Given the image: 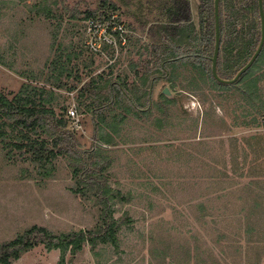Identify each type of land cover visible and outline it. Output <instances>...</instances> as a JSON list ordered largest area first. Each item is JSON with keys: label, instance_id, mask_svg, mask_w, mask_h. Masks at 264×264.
Returning a JSON list of instances; mask_svg holds the SVG:
<instances>
[{"label": "rangeland", "instance_id": "rangeland-1", "mask_svg": "<svg viewBox=\"0 0 264 264\" xmlns=\"http://www.w3.org/2000/svg\"><path fill=\"white\" fill-rule=\"evenodd\" d=\"M164 1L46 0L55 15L48 19L37 16L32 8L40 0H0V92L10 99L23 84L41 86L37 78L53 58L58 42L65 48H83L77 69L81 83L69 79L68 87L76 85L71 91L45 87L56 94L52 106L57 115L63 106L76 110L79 124L68 122L65 139L78 144L80 152L86 151L83 156L89 163L95 160L89 153L100 145L111 187L132 196L127 204L116 206V217L126 213L130 219L117 234V251L106 245L99 248L97 257L84 244L75 256L67 253L63 264H208L216 258L219 264H252L257 257L264 264L263 209L255 206V200L264 202V119L243 123L252 115L259 117L247 113L254 109L241 93L244 75L219 88L178 61L174 71L169 64L163 65L145 87L140 85L139 76L153 68L155 57L136 51L152 43L150 26L166 20L157 10ZM189 1L192 22L198 27V0ZM109 2L116 4L115 11L108 8ZM86 12H113L110 17L116 15L114 20L124 28L122 45L92 53L86 43ZM91 54L94 61L88 65ZM148 61V67H143ZM134 62L143 63L137 68L138 77L130 69ZM253 72L264 74V58ZM100 75L103 80L126 77L129 88L148 92L143 107L134 106L126 115L112 145L97 139L98 122L85 108L90 99L78 98L89 79ZM260 86L264 92V81ZM164 89L173 103L163 107L162 115L156 105ZM129 94L134 96L133 91ZM6 152L0 144V243L32 225L55 234L95 225L96 208L90 199L74 192V162L67 155H59L55 172L43 179L17 150ZM247 224L254 225L251 234L245 232ZM237 247L241 255L235 254ZM253 250H257L256 258ZM59 259L58 250L38 245L11 264H59Z\"/></svg>", "mask_w": 264, "mask_h": 264}, {"label": "trees", "instance_id": "trees-1", "mask_svg": "<svg viewBox=\"0 0 264 264\" xmlns=\"http://www.w3.org/2000/svg\"><path fill=\"white\" fill-rule=\"evenodd\" d=\"M197 2L198 27L192 22L189 0H166L157 8L162 11L166 20L150 26L149 36L153 40L152 43L137 45L136 51L139 55L141 49L155 57L153 68L151 70L146 68V71L139 76L137 68L143 63H130V69L135 77L139 76L141 86L145 87L150 75L163 65L169 64L174 71L177 67L176 62L179 61L180 66L188 64L194 68L199 78L208 77L210 82L219 88L228 87L216 81L211 73L210 58L214 49V0H198ZM105 3L103 1V7ZM262 3L264 10V0ZM52 5H55V2ZM108 6L111 11L117 8L112 2H109ZM32 8L37 16L48 19L55 16L46 0L34 3ZM111 13L114 14L102 12L97 15L86 12L84 19L103 22L110 18ZM115 19L118 17L116 16ZM218 20L220 49L216 66L217 74L221 78L230 79L250 59L259 43L258 1L219 0ZM114 35L118 38V32ZM56 38L54 33L53 43H56ZM69 47L65 48L59 42L56 44L53 58L44 65L45 70L41 71L37 78L42 81L41 86L23 84L10 99L0 92V144L1 149L7 151L6 154L17 150L22 160L30 161L43 179L52 176L55 172V159L59 155H67L74 162L72 167V178L76 185L74 192L84 199H90L92 206L96 208V222L91 229L59 234H55L46 227L32 225L13 239L0 243V264H11L24 252L38 245H43L47 251L58 250L59 264L64 263L67 253L71 257L75 256L82 250L84 244H88L97 257L101 256L99 248L106 245H110L117 251L119 247L117 234L130 222L126 213L115 216L118 212L116 206L127 204L132 196L130 192L123 193L120 189L111 187L109 176L104 173L108 163L101 162V158L104 160L105 157L100 153L102 151L99 149L100 145L96 150L93 149L94 152L89 153L95 158L92 163H89L83 156L86 151L80 152L76 149L78 144L69 143L65 139L66 127L70 122V119L66 117V107H61V112L57 115L52 106L56 99L53 88L57 90L66 88L71 91L76 85L68 87L69 79H72L75 84L82 81V77L77 74V69L84 50L74 45ZM104 49L107 50L106 47ZM261 51H264V44ZM88 58L90 59L88 65H92L93 55L91 54ZM262 58L264 56L262 57L260 52L250 69L241 75H244V78L240 76L241 78L238 79V81L245 79L241 86V93L254 109L247 113L259 115V117L252 115L248 122H243L244 125L256 124L258 119H264V92L260 86L264 81V74L256 75L253 72ZM84 62L85 60L82 64ZM148 64L149 61L144 63L143 67H148ZM45 85L52 89L46 88ZM130 91L134 92V96H130ZM140 91L139 87L129 88L126 77L103 80L100 75L90 78L89 82L83 86L78 98L90 99L85 108L98 122L96 125L99 142L105 145L114 144V135L118 136L120 124L125 121L126 115L132 113L134 106L143 107L142 99L148 96V92ZM126 98L129 104H125ZM159 99L160 103L156 105V108L165 115L163 107L172 104L173 101L164 93L159 95ZM115 109H119L120 112ZM143 109L142 114L146 113V109ZM7 158L10 160L12 155ZM263 203L255 200L256 209L262 208L264 217ZM253 231L254 225L247 224L245 232L251 234ZM262 232L264 234V230ZM185 255L189 257L188 253Z\"/></svg>", "mask_w": 264, "mask_h": 264}, {"label": "built area", "instance_id": "built-area-1", "mask_svg": "<svg viewBox=\"0 0 264 264\" xmlns=\"http://www.w3.org/2000/svg\"><path fill=\"white\" fill-rule=\"evenodd\" d=\"M115 18L116 15H112V17L103 22L92 19L86 20L85 29L88 34L86 43L92 53L99 54L105 50V47L116 49L118 45H122L124 42V37L121 35L124 33V28L116 23ZM116 32H118V38L114 35ZM67 117L72 125L78 126L79 119L73 107L67 110Z\"/></svg>", "mask_w": 264, "mask_h": 264}, {"label": "water", "instance_id": "water-1", "mask_svg": "<svg viewBox=\"0 0 264 264\" xmlns=\"http://www.w3.org/2000/svg\"><path fill=\"white\" fill-rule=\"evenodd\" d=\"M258 1V12H259V19H260V39L259 43L250 57V59L236 72V74L230 78V79H223L218 76L217 74V58L219 54V49H220V28H219V20H218V10H219V0H214L213 2V8H214V49H213V54L212 57L210 58L211 62V73L213 78L218 81L219 83L223 84H232L234 83L243 73H245L251 65L254 63L256 58L259 56L263 44H264V10H263V3L262 0H257ZM168 90L164 89V94H168Z\"/></svg>", "mask_w": 264, "mask_h": 264}, {"label": "crops", "instance_id": "crops-1", "mask_svg": "<svg viewBox=\"0 0 264 264\" xmlns=\"http://www.w3.org/2000/svg\"><path fill=\"white\" fill-rule=\"evenodd\" d=\"M262 211V210H261ZM262 235H264V234H262ZM222 236H220L219 238H221ZM242 254V252H239V248L237 247V248H235V254ZM251 255H253V256H255V258H256V256H258V254H257V250H256V252H255V250H253V253L251 254ZM250 256V255H249ZM166 259V258H165ZM256 260V259H255ZM204 263H205V261H204ZM160 264H164V263H160ZM206 264V263H205ZM208 264H219V262H218V260H217V258L216 259H213L212 261H209V263ZM252 264H259V257H257V261H256V263H252Z\"/></svg>", "mask_w": 264, "mask_h": 264}, {"label": "flooded vegetation", "instance_id": "flooded-vegetation-1", "mask_svg": "<svg viewBox=\"0 0 264 264\" xmlns=\"http://www.w3.org/2000/svg\"><path fill=\"white\" fill-rule=\"evenodd\" d=\"M149 97H150V95H149ZM143 111V110H142Z\"/></svg>", "mask_w": 264, "mask_h": 264}]
</instances>
